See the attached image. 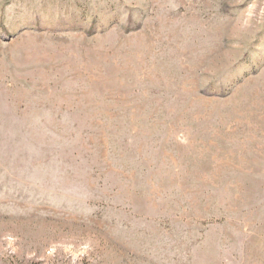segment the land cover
<instances>
[{
	"label": "rangeland",
	"instance_id": "obj_1",
	"mask_svg": "<svg viewBox=\"0 0 264 264\" xmlns=\"http://www.w3.org/2000/svg\"><path fill=\"white\" fill-rule=\"evenodd\" d=\"M0 264H264V0H0Z\"/></svg>",
	"mask_w": 264,
	"mask_h": 264
}]
</instances>
